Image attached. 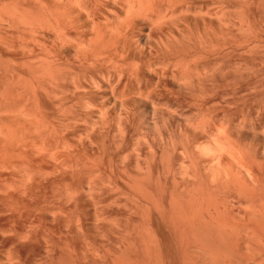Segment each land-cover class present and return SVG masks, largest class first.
<instances>
[{"label": "bare ground", "instance_id": "1", "mask_svg": "<svg viewBox=\"0 0 264 264\" xmlns=\"http://www.w3.org/2000/svg\"><path fill=\"white\" fill-rule=\"evenodd\" d=\"M0 264H264V0H0Z\"/></svg>", "mask_w": 264, "mask_h": 264}]
</instances>
